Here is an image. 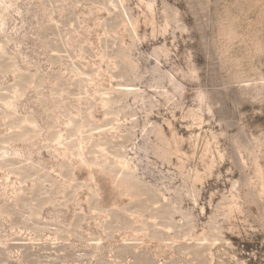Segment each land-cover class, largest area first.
Segmentation results:
<instances>
[{
	"label": "rangeland",
	"instance_id": "obj_1",
	"mask_svg": "<svg viewBox=\"0 0 264 264\" xmlns=\"http://www.w3.org/2000/svg\"><path fill=\"white\" fill-rule=\"evenodd\" d=\"M0 264H264V0H0Z\"/></svg>",
	"mask_w": 264,
	"mask_h": 264
}]
</instances>
